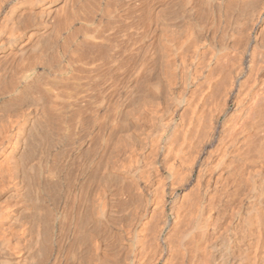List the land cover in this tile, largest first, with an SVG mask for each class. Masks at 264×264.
Returning a JSON list of instances; mask_svg holds the SVG:
<instances>
[{"label":"bare ground","instance_id":"bare-ground-1","mask_svg":"<svg viewBox=\"0 0 264 264\" xmlns=\"http://www.w3.org/2000/svg\"><path fill=\"white\" fill-rule=\"evenodd\" d=\"M159 1L158 8L153 5L147 9H156L155 14L150 13L156 17L153 29L157 34L150 32L158 35L153 41L158 43L159 52L156 62L152 61L155 77L149 72L151 59L149 71L145 68L155 81L148 79L155 84L152 92L155 96L152 95L157 97L156 111L152 108L147 113L153 105L148 106L151 102L148 96V103L143 104L148 109V119L152 120L150 124L154 120L155 127L152 131L148 128L151 133L147 125L145 130L142 128L148 133L141 140L139 155L129 150L133 156L128 151L127 158L120 155L121 150L116 153L113 149L119 154L117 157L123 158L112 159V145L121 148V144L117 145L123 142L120 138L124 133L119 132L118 136L114 132L115 136L110 131L117 144L108 141L110 132L105 138L104 134L99 135L102 140H96L99 114L97 118L92 110L81 114L89 115L87 123L79 122V110L76 114L69 109L73 113L69 116L63 112L56 114L58 119H63L54 128L70 133L63 134L69 136L66 140L73 138L71 142L63 140L65 136L56 139L53 130L58 129L51 128L53 123H50L56 117L47 115L45 119L52 120L42 121L41 118L45 120L42 112L47 110L43 107L42 116L38 117L42 104L31 93L38 87L37 76L32 63L24 65V59L20 58L24 67L23 71L18 67L22 71L19 78L17 75L12 86L0 92V264H264V27L260 28L261 32L257 30L263 22L264 0ZM56 2L0 0V65L7 51L11 54L17 49L16 53H25L26 45L33 41L32 30L40 29L42 24L35 23L37 19L33 16L37 14L32 11L41 9L38 14L44 18ZM19 11H22L20 21L16 20ZM218 12L227 22L226 26L221 22L226 28L220 35L207 27L212 19L218 20ZM111 14L115 17L114 11ZM149 17L144 24L151 22ZM205 18L211 20L202 27L200 21ZM47 22L43 25L47 26ZM149 24L146 30H150ZM211 24L218 25V21ZM4 27L9 28L6 35ZM213 31L220 37L218 40ZM148 38L151 37H144ZM139 39L137 47L141 45L138 46ZM180 40V51L185 52L186 48L192 53L190 62L186 65L183 62L182 73L175 69L181 54L175 43ZM148 43L152 46V42ZM183 57L177 62L181 58L187 61ZM18 60L14 59V63ZM140 60L147 61L141 56ZM139 65L143 69L147 67ZM172 68L181 74L178 78ZM146 85L145 88L140 85V90H146ZM148 90L146 93L151 94L152 89ZM136 94L143 95L138 91ZM42 96L40 100H46ZM130 113L127 119L126 115L123 117L125 120L116 112L114 115L119 118L116 117L118 123L121 118L125 121V124L120 121V125L128 126L133 118ZM138 113L131 124L142 122L136 120L143 117ZM147 114L143 122H148ZM128 118L131 121L126 123ZM70 119L74 125L78 122L83 125L80 126L83 134L79 127L73 128ZM104 128L103 131L107 130ZM72 129H78L80 134L75 131L76 136ZM141 133H134L132 138L143 137L144 132ZM100 140L105 147L101 157L99 151L103 146L98 145L100 150H97ZM86 142H91L87 150L83 148ZM127 142L126 147H130L131 143ZM124 154L127 155L126 151Z\"/></svg>","mask_w":264,"mask_h":264},{"label":"rangeland","instance_id":"rangeland-1","mask_svg":"<svg viewBox=\"0 0 264 264\" xmlns=\"http://www.w3.org/2000/svg\"><path fill=\"white\" fill-rule=\"evenodd\" d=\"M140 1H142V2H140ZM138 0V2H137V0H57V2L55 3V5H54V7H52L51 8V10H47L49 13H47V15H45L46 17H44V18H41L40 17V14H38V13H40L41 12V9H35L34 11L35 12H33L32 11V13H36L37 15L35 16V14H34V16L33 17H35L34 19L36 20H34L35 21V23L38 21V24H42L41 26H40V29H33L32 30V32H33V41H31L28 45H26V50H25V53L24 52H22V53H16L17 52V49L15 50V51H12L11 52V54H9L10 53V51H7V53H5L6 54V56L4 57V58H1V65L0 66H2V67H0V73L2 72L3 74H1L0 75V80H1V82H0V88L2 87V90H0V92L1 93H3V92H5L6 90H8L11 86H12V84L19 78V76H20V71L22 70V68L24 67V66H22L21 65V60H20V58L23 60V62H25V64L24 65H29V64H31L32 63V69H33V71H34V76H37L36 77V80H37V82H38V80H39V82L37 83L36 82V85L38 86H35V87H37L36 88V90H35V88H34V90L32 89L31 90V93H32V96H35L36 95V100L38 101V102H41V104H42V106L40 105H38L39 106V113H38V111H37V114H38V117H41L42 115V117H44V116H47V115H51V118L53 119V118H55L56 117V119H54L55 120V122H53V120L50 118V120H52V121H50L49 120V118H46L47 120H49L50 121V123L53 125H51V128H54V127H57V126H59V123L62 121V120H60V119H63V118H61V117H59L60 119H58V117L56 116V114L58 115V113H60V114H62V112H63V115H65V114H67L68 116H69V114L72 112V110L76 113V111L78 112V110L81 112L80 114L78 113H76L78 116L80 115V117H81V119H80V117H78L79 118V122L80 121H84V122H81V123H87V119H86V117L87 116H89V115H84V113H90V111L91 112H94L95 113V115L97 114V118H98V114H99V118H100V120H99V118H98V122L96 123V125H95V135L97 136V138H96V140H99V139H101V137H99V135H103V137L105 138L106 136H107V134H108V132H110V131H113V135L116 133L118 136L119 135H121L122 133H124L123 135H124V137H122V139L120 138V137H118V138H120V140L121 141H123V142H118L119 144L117 145V146H119L120 144L122 145L121 146V148H120V146L118 147V149H116V145L115 144H113V140H115V136H116V134H115V136H113L114 138H112V133L110 132L108 135L109 136H107L109 139L111 138V140H108V141H110V142H112L111 143V145H112V151H111V158L112 159H114L113 157H115L116 155L118 156L119 154H115V152L116 153H118L119 152V150H121V152H119L120 153V155L121 156H123V157H125V156H127V158H129L130 156H133V154L135 155H137L138 153H140L141 151V149H140V146L139 145H141V142H143V141H141V140H144V138L146 137V136H144V134L147 132L148 133V131L146 130V131H144L145 129V127H146V125L148 126L146 129H148V128H151V131H152V129L155 127L154 126V124H155V121L153 120V122L154 123H152V124H150L151 122H152V120L151 119H148L149 118V114H147L149 111H151V109L153 108V109H155L154 111H156V108H157V97H154L155 96V93H152V92H155V89H153V87L155 88V84H151V82H155L154 81V79H153V81H152V78H154L155 77V75H154V70H153V65H155V63L153 64L152 63V61H154V62H156V60L155 59H157V55L159 54V52L157 51L158 50V43L156 44V43H153V41H154V39L155 40H157L158 39V35L156 36L155 35V33L157 34V32H155L154 31V19H156V17H154V15H152V14H150L151 12L153 13V14H155V8L157 7H159V5L161 4V2L158 0ZM152 1H155V2H152ZM164 0H162V2H163ZM165 1H169V0H165ZM122 2V3H121ZM112 3H113V5H112ZM137 3V4H136ZM142 4L143 3V5H139V4ZM160 3V4H159ZM124 4V5H123ZM132 6H131V5ZM139 7H138V6ZM154 5V9H150V8H152V6ZM157 5V6H156ZM112 6V7H111ZM116 6V7H115ZM130 6H131V8H130ZM114 7V8H113ZM125 7V8H124ZM148 7H150L149 9V11L147 10L148 9ZM64 8H65V10H64ZM111 8H112V10H111ZM127 9V10H126ZM62 10V11H61ZM108 10V11H107ZM119 12H118V11ZM124 10V11H123ZM130 10L132 11L131 13H130ZM151 10H153V11H151ZM38 11H40V12H38ZM113 11H114V14L113 15H115V17L114 16H112V14L111 13H113ZM116 11V12H115ZM136 11V12H135ZM146 11V12H145ZM124 12V13H123ZM130 13V15H129V13ZM149 12V14L152 16L151 18L148 16L149 14H147ZM22 11H19L18 13H17V15H16V20H18V19H22ZM143 13V14H142ZM219 13V12H218ZM217 13V14H218ZM121 14V15H120ZM146 14V15H145ZM220 14V16L222 15L221 13H219ZM119 15H120V18H117L116 16H118L119 17ZM126 15V16H125ZM144 15V16H143ZM40 17V19L38 18V17ZM112 16V17H111ZM122 16V17H121ZM131 16V17H130ZM146 16H148L149 17V21H153L152 23L151 22H146L147 24L148 23H150L149 25H150V30H146V27L148 26L147 24H144V22L145 21H147L146 20V18H148V17H146ZM219 15H218V17L216 18V19H218L217 21H218V25L217 24H215V25H217L218 27L217 28H215L216 26L213 24H211L212 22L214 23V22H216L217 23V21H215V19H212V22L211 21H209V20H211V19H207V18H205V19H203V21H207L206 22V24H204V22L201 20L200 22V25H202V27L204 26V27H206L207 26V23H209L210 22V25H208L207 27H210V31L212 32V30H214L217 34H222V30L223 29H225L226 27V17L225 16H221L222 17V19L225 17V19H221V17H220ZM19 17V18H18ZM114 17V19H112ZM137 17V18H136ZM141 17V18H140ZM146 17V18H145ZM39 19V20H38ZM42 19V20H41ZM44 19H45V21H44ZM48 19V20H47ZM112 19V20H111ZM119 19V20H118ZM121 19V20H120ZM123 19H125V20H123ZM152 19V20H151ZM20 20H18V21H20ZM125 21V22H123V21ZM142 20V21H141ZM145 20V21H144ZM214 20V21H213ZM220 20V21H219ZM46 21H48L47 22V26L45 25H43V22H44V24L46 23ZM117 21H119V23L117 22ZM209 21V22H208ZM225 25H223L222 23ZM226 22V23H225ZM137 23V24H136ZM122 26H124V27H121V25ZM176 25L175 26H177V28H178V26L180 27V23L179 22H177V23H175ZM178 24V25H177ZM221 24L223 25V26H221ZM132 25V28L131 27H129V26H131ZM147 25V26H146ZM153 25V27L151 28V26ZM174 25V24H173ZM212 25V26H211ZM262 25V26H261ZM144 26H145V30H144ZM215 26V27H214ZM6 27V26H5ZM4 27V28H5ZM42 27V28H41ZM44 27H46V29L44 28ZM128 27H129V29H128ZM225 27V28H224ZM262 27H264V15H263V22L257 27V30L259 31V32H261L262 30ZM120 28H122V29H120ZM130 28H131V31H130ZM140 30H138V29ZM143 28V29H142ZM149 28H147V29H149ZM176 28V27H175ZM175 28H173V29H175ZM213 28V29H212ZM220 28V29H219ZM261 28V29H260ZM6 29H8L9 30V28H5V29H3V31H5V35H6V33H7V31L8 30H6ZM43 31H42V30ZM114 29V30H113ZM40 30V31H39ZM117 30V31H116ZM137 30V31H136ZM153 30V32H155L154 34H152L153 32H150V31H152ZM177 30H181V29H177ZM261 30V31H260ZM42 31V32H41ZM129 32V34H128V32ZM146 31V32H145ZM213 31V36H214V38L216 39V40H218L220 37H218V35L216 34H214L215 32ZM219 33H218V32ZM224 31V30H223ZM263 31H264V28H263ZM36 32V33H35ZM136 32V33H135ZM147 32H149L150 33V36H146V33ZM41 33H43L42 35H41ZM132 33V34H131ZM4 34H3V36H4ZM45 34V35H44ZM129 35L130 37H131V40L128 38L129 36H126V35ZM135 36H134V35ZM38 35H40V39H39V36ZM65 35V36H64ZM114 37H112V36ZM144 35V36H143ZM154 35H155V38H153L152 39V37H154ZM212 35V34H211ZM38 36V37H37ZM42 36L43 37H45L44 39L42 38ZM212 36V37H213ZM218 38H217V37ZM116 37V38H115ZM134 39H133V38ZM144 37H151V38H148L149 40H151V41H148V39L147 40H145L144 39ZM41 38L43 39V40H41ZM111 38H113L114 39V41H113V39H111ZM122 38V39H121ZM137 38L139 39V38H142V39H144V40H142V39H139L138 40V42L137 43H139L138 44V46L139 47H137L136 45V40H137ZM44 40H46V42H44ZM111 40H112V42H111ZM120 40H122V41H120ZM43 41L44 43L42 44L41 42ZM67 41V42H66ZM127 42V43H125V42ZM141 41V42H140ZM146 41H148V42H152L151 43V45L152 46H150V43H148V42H146ZM48 42V43H47ZM55 42V43H54ZM130 42V43H129ZM143 42L146 44H143ZM157 42V41H156ZM180 42H182V40H180V41H178V42H176L175 44H176V46H177V49H179V51H180ZM112 43L115 45H112ZM124 43V44H123ZM134 43V44H133ZM149 44V46H148V44ZM178 43H179V45H178ZM23 44V43H22ZM22 44H20L21 46H22ZM50 44H52V45H50ZM122 44V45H121ZM154 44V45H153ZM156 44V45H155ZM20 45H19V47L18 48H20ZM33 45V46H32ZM69 45V46H68ZM118 45V46H117ZM137 47H135V46ZM28 46H30V49L28 48ZM35 46H37V47H35ZM54 46V47H53ZM64 46V47H63ZM111 46H112V48H111ZM123 46V47H122ZM143 47V48H140V47ZM147 47V49H149V50H147L146 49V47ZM157 46V47H156ZM178 46H180V47H178ZM151 47H155V48H157V49H155V50H153L152 51V53H154L153 55H151L152 53H151V49H153V48H151ZM185 47V46H184ZM184 47H182L183 49H184ZM188 48H189V46H187ZM33 48V49H32ZM115 48V49H114ZM132 48V49H131ZM138 48L140 49V50H138ZM181 48V49H182ZM125 49V50H124ZM134 49V50H133ZM138 50V51H135V50ZM143 49H145V50H147L148 51V53H147V51H146V53L147 54H145L144 53V51L145 50H143ZM190 49H191V46H190ZM64 50V51H63ZM90 50V51H89ZM131 50V51H130ZM141 50H143V52L141 53ZM157 51V52H156ZM184 51L185 52H183L182 50L180 51V53L182 54V52H183V54L181 55V54H179L180 56H184L183 57V60H187V61H182V58H181V61H178L177 62V60H179L180 59V56H179V59H177L176 60V62L175 63H177L176 65L177 66H175V69L177 70V69H179L178 70V72L179 73H182L181 71L183 70V62L185 63V62H187V63H185V65L186 64H188L189 62H190V60H191V56H189V55H192V53L190 54V51L188 50V49H184ZM193 51V50H192ZM191 51V52H192ZM31 52V53H30ZM136 52H138V55H136L137 53ZM15 53H16V55H15ZM119 53V54H118ZM126 53V54H125ZM140 53V54H139ZM155 53H156V55H155ZM185 53V54H184ZM186 53H187V55H186ZM189 53V54H188ZM23 54V55H22ZM58 54V55H57ZM85 54V55H84ZM142 54V55H141ZM7 55H9L8 57H7ZM12 55V56H11ZM36 55V56H35ZM44 55V56H43ZM115 55V56H114ZM144 55H146V56H144ZM151 55V56H150ZM187 57H186V56ZM23 56V57H22ZM119 56V57H118ZM138 56H139V58H138ZM140 56H141V58H142V60L143 61H145V60H147V61H145V63H143L141 60H140ZM143 56V57H142ZM150 56V57H149ZM153 56H155V57H153ZM189 56V57H188ZM7 57V58H6ZM11 57V58H10ZM16 57V58H15ZM18 57V58H17ZM25 57H27V58H25ZM46 57V58H45ZM121 57V58H120ZM145 57V58H144ZM151 57H153V58H151ZM43 58V59H42ZM115 58V59H114ZM147 58H149V59H147ZM8 59V60H7ZM14 59L15 60H20V62H18L17 61V63L15 62L14 63ZM26 59H27V61H26ZM151 59V60H150ZM41 60V61H40ZM87 60V61H86ZM151 61V64H152V68H151V71H149V67H151V64H149L150 63V61ZM30 61H32V62H30ZM84 61V62H83ZM120 61V62H119ZM141 61V62H140ZM9 62V63H8ZM29 62V63H28ZM34 62L36 63V64H34ZM117 62V63H116ZM180 62V63H179ZM19 63H20V66H19ZM96 63V64H95ZM140 63H142V65H144V66H147V64H149V66H147V67H144V69L146 68L149 72H151V74L153 73V77L151 76V75H149L148 74V71L145 69V72H144V69H143V66H141V65H139ZM15 64H17L18 66L16 67V65ZM91 64V65H90ZM138 64V65H137ZM146 64V65H145ZM182 64V65H181ZM87 65V66H86ZM116 65H118L117 67H116ZM4 66V67H3ZM9 66V67H8ZM97 66V67H96ZM141 66V69H139V67ZM21 69V70H19V68ZM81 67V68H80ZM84 67V68H83ZM174 67V66H173ZM4 68H5V70H4ZM10 68V69H9ZM130 68V69H129ZM180 68H181V70H180ZM185 68V67H184ZM138 69L141 71H138ZM174 69V70H175ZM96 70V71H95ZM134 70V71H133ZM172 70H173V68H172ZM173 70V72H175ZM17 71V72H16ZM19 71V72H18ZM23 71V70H22ZM21 71V72H22ZM63 71V72H62ZM80 71V72H79ZM133 71V72H132ZM135 71H137L136 73H138V75H136V73H135ZM153 71V72H152ZM67 72V73H66ZM69 72V73H68ZM140 72V73H139ZM144 72V73H143ZM18 73V74H17ZM39 73V74H38ZM42 73V74H41ZM135 73V74H134ZM141 73H143V74H141ZM148 74V76H147V74ZM176 73H177V71L175 72V73H173V75H175V77L177 76V78H178V76H180L181 74H179V73H177V75H176ZM8 74V75H7ZM44 74V75H43ZM77 74V75H76ZM134 74V75H133ZM179 74V75H178ZM4 75V76H3ZM18 75V76H17ZM38 75H41L40 77L38 76ZM133 75V76H132ZM136 75V76H135ZM145 76V77H143V76ZM15 76V77H14ZM16 76L18 77V78H16ZM150 76V77H149ZM69 77V78H68ZM83 77V78H82ZM148 77V78H147ZM152 77V78H151ZM16 78V79H15ZM38 78V79H37ZM149 78H151V80L149 79ZM174 78V77H173ZM14 79H15V81H14ZM77 79V80H76ZM137 79V80H136ZM146 79H147V82L149 83L148 85H146ZM148 79L151 81H148ZM60 80V81H59ZM142 82H143V84L144 85H146L147 87H146V90L145 89H141L140 90V88H141V86H142V88H145V86L142 84ZM144 82H146V83H144ZM173 82H174V80H173ZM48 83V84H47ZM56 83V84H55ZM131 83V84H130ZM141 86H140V85ZM4 85L6 86V89H5V87H4ZM51 85V86H50ZM151 85V86H150ZM46 86V87H45ZM54 86V87H53ZM131 86V87H130ZM138 86H139V89H138ZM4 87V88H3ZM51 87V88H50ZM76 87H78V88H76ZM119 87V88H118ZM152 87V88H151ZM49 88V89H48ZM63 88V89H62ZM67 88V89H66ZM131 88V89H130ZM159 88V87H158ZM38 89V90H37ZM70 89V90H69ZM117 89V90H116ZM150 89H152V90H154V91H152V90H149ZM56 90V91H55ZM115 90V91H114ZM143 93V95H141V94H139V93H141L140 91ZM145 90V91H144ZM147 90L151 93V94H149V93H146L147 92ZM159 90V89H158ZM128 91V92H127ZM134 91H136V92H134ZM137 91H138V94L140 95H137L136 93H137ZM156 91H157V88H156ZM72 92V93H71ZM132 92H134V93H132ZM66 93V94H65ZM156 93H158L159 94V91H157ZM154 96H153V95ZM41 95H44L45 97H46V100H40L41 99ZM134 95V96H133ZM157 95V94H156ZM44 96H42V97H44ZM60 96H61V98H60ZM69 96V97H68ZM132 97V98H130V97ZM144 96V97H143ZM146 96H148V99H149V101L151 100V102H149L148 103V99H147V97ZM158 96V95H157ZM37 97L39 98V99H37ZM45 97H44V99H45ZM119 97V98H118ZM141 97H143L142 99L143 100H145L146 99V101L145 102H143V101H141L142 99H141ZM34 98V97H33ZM48 98V99H47ZM67 98V99H66ZM135 98H137V99H135ZM139 98H140V101L142 102V105H140L141 103H140V101H139ZM156 98V99H155ZM40 100V101H39ZM128 100V101H127ZM129 100H131V101H129ZM135 100H137V102L138 103H135V104H133V101L135 102ZM48 101V102H47ZM155 101H156V103H155ZM44 102H47V105L48 106H45V104H44ZM128 102H131V105H130V103L128 104ZM51 103V104H50ZM54 103V104H53ZM140 103V104H139ZM145 103V105H146V103H148L149 105V107H150V103H153V105H151L152 107L151 108H149L150 110H148V109H146L145 110V108H146V106H145V108L143 107V104ZM156 105H155V104ZM58 104V105H57ZM63 104V105H62ZM81 104V105H80ZM62 105V106H61ZM156 107H155V106ZM139 108H138V107ZM155 108H154V107ZM41 107H43V109L44 108H47V110L46 109H44V110H46V112L48 111V109H49V114H45L46 112L42 109V111H44V112H42L41 111ZM50 107V108H49ZM80 107V108H79ZM143 108L144 110H142V109H140V108ZM63 108V109H62ZM135 108H137L136 110H135ZM71 110V112H70V110ZM117 109V110H116ZM119 109H120V114H119ZM133 109V110H132ZM152 109V110H153ZM83 110V111H82ZM115 110V111H114ZM130 110L131 111H134L133 112V114L132 113H130ZM140 110V111H139ZM144 111L143 113H142V111ZM148 110V111H147ZM42 112V115L40 114L41 112ZM85 111V112H84ZM124 112V113H122V112ZM139 113H142V115H143V117H144V114H145V116H146V114H147V121L148 122H143V117L141 118V117H137L136 118V120L138 119V123H139V121L141 122L140 123V125L139 124H133L134 122V115L135 116H137V113L138 112ZM146 111H147V113H146ZM153 111V113H156V112H154ZM47 112V113H48ZM82 112H84L83 113V115L85 116H81V114H82ZM114 112H116V114H118V117L120 118V117H124L125 118V115H126V119H127V114H132V116H133V118H132V121H131V115H130V118H128V120H126L127 122L126 123H129L130 121L131 122H133L132 124H133V126H132V124H131V122L129 123V125L131 124V126H129V127H131V129L128 127V126H126V128H125V126H122V125H120L121 124V122H123L124 120L121 118L120 119V121H119V123H118V120H119V118L117 117V115L115 116L114 115ZM126 112H128V113H126ZM137 112V113H136ZM51 113V114H50ZM74 113V114H75ZM112 115H111V114ZM122 113V114H121ZM126 113V114H125ZM138 113V115H140ZM39 114H40V116H39ZM73 113H71V115H72ZM102 114V115H101ZM52 115H54L55 117H52ZM103 115H105V116H103ZM107 115V116H106ZM119 115H124V116H119ZM154 115V114H153ZM59 116V115H58ZM62 116V115H61ZM141 116V115H140ZM47 117H49V116H47ZM76 117V116H75ZM84 117V118H83ZM109 117V118H108ZM118 118V120H117V118ZM74 117H72L71 119H73ZM102 118V119H101ZM106 118V119H105ZM144 118H146V117H144ZM44 119H45V117H44ZM43 120L42 118H41V120L42 121H47V120ZM70 119V122H72V123H70V124H72L73 125V128H74V126L75 127H79V130H82V134H83V129L80 127V126H83V125H81L78 121V123H77V125H74L75 124V122H73L72 120ZM82 119H84V120H82ZM86 119V120H85ZM111 119V120H110ZM114 119V120H113ZM58 120V121H57ZM74 120H75V118H74ZM76 120H77V118H76ZM106 120V121H105ZM112 120H113V123H112ZM117 120V121H116ZM123 120V121H122ZM146 119H144V121H145ZM105 121V122H104ZM114 121H116L115 122V124H114ZM101 122V123H100ZM110 122V123H109ZM137 122V121H136ZM54 123H55V125H54ZM74 123V124H73ZM117 123V124H116ZM144 123H146V124H144ZM149 123V124H148ZM61 124V123H60ZM111 124V125H110ZM124 124H125V121H124ZM79 125V126H78ZM98 125H100V126H98ZM115 125V126H114ZM116 125H118V126H116ZM84 126H85V124H84ZM105 126H107V127H105ZM135 126V127H134ZM138 126V127H137ZM141 126H143V127H141ZM98 129H97V128ZM105 127V128H107V130H105V128H104V130L105 131H103L102 129ZM111 127V128H110ZM118 127V128H117ZM125 129H124V128ZM129 128V130H128V132H127V129ZM153 127V128H152ZM60 128H61V125H60ZM108 128H109V131H108ZM115 128V129H114ZM117 128V129H116ZM137 128H138V130H137ZM144 130H143V129ZM55 130L56 129H58L60 132H58L57 133V131H54L53 130V132H54V134H56L55 135V138L57 139L58 137L57 136H59V139L61 138V136L64 138V136L65 135H69V134H67V132H64L62 129H59V128H54ZM76 129V128H75ZM115 131H114V130ZM123 129L127 132H125V131H123ZM134 129H135V131H134ZM139 129H141L140 131H139ZM74 129H72V131H73ZM97 130V131H96ZM99 130V131H98ZM103 131V133H101L102 131ZM137 130V131H136ZM149 130V129H148ZM63 131V132H62ZM72 131H71V133H72ZM78 134H80L79 132H78V129L77 130H75ZM75 131H73V133L75 132ZM101 131V132H100ZM106 131H107V133H106ZM75 132V135L77 136V133ZM81 132V131H80ZM100 132V133H99ZM115 132V133H114ZM121 134H120V133ZM138 133V134H142L141 132H144L143 133V137L142 136H140V135H138V134H136V135H138L137 137H135V135H134V138H132L133 137V134L134 133ZM149 132H150V130H149ZM99 133V134H98ZM132 133V134H131ZM147 133H146V135H147ZM151 133V132H150ZM58 134V135H57ZM63 134H65V135H63ZM125 134H126V137H125ZM129 134H131L132 136L131 137H128L129 136ZM72 135V134H71ZM74 135V136H75ZM101 135V136H102ZM73 136V137H74ZM75 136V137H76ZM66 137H69V136H65V138L63 139V138H61V139H63V140H66ZM72 137V136H71ZM70 137V139H73V138H71ZM102 137V138H103ZM139 137H141L142 139H140ZM103 138V139H104ZM126 138V139H125ZM128 138H129V140H128ZM130 138H132L131 140H132V142L130 141ZM136 138L137 139H139V140H136ZM70 139H67L66 141H68L69 140V142H71V140ZM113 139V140H112ZM124 139V140H123ZM134 139H135V141H134ZM102 140V139H101ZM100 140V141H101ZM105 140L106 139H104L103 141L105 142ZM119 140V139H118ZM107 141V140H106ZM115 141H117V140H115ZM128 141V142H127ZM134 141V142H133ZM126 142L127 143H131L130 144V147H126V145L127 146H129L128 144H126ZM90 144H91V142H89ZM89 143H87L86 142V144L84 145V149L85 150H87L88 148V146L90 145ZM99 143V142H98ZM101 143V145L100 144H97V150L99 149L100 150V148L99 147H101V146H103V143H102V141L100 142ZM114 143H116L117 144V142H114ZM123 143V144H122ZM88 145V146H87ZM98 145H99V147H98ZM133 145V146H132ZM137 146V147H136ZM104 147V146H103ZM103 147H101V149L102 150H98L99 151V153H100V155H99V153H98V155H99V157H101L102 156V152H104V150H105V147L103 148ZM115 147V148H114ZM126 147V148H125ZM132 147V148H131ZM133 147H135L134 149H133ZM87 148V149H86ZM123 148V149H122ZM129 148V149H128ZM131 148V149H130ZM138 148V149H137ZM113 149H115L116 151L114 152V150ZM125 149V150H124ZM131 150H135V151H133V154L131 155L130 153V151ZM124 151H126V154L127 155H123V152ZM128 151H129V155L130 156H128ZM102 153V154H101ZM112 155H114V156H112ZM139 155V154H138ZM115 157V158H119V157ZM123 157H120L119 159H122ZM126 158V159H127ZM125 159V158H124ZM112 161V160H111Z\"/></svg>","mask_w":264,"mask_h":264}]
</instances>
